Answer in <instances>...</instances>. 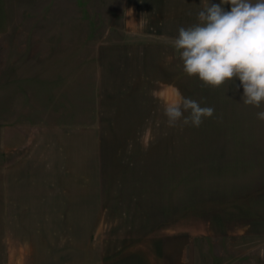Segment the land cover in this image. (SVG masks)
I'll list each match as a JSON object with an SVG mask.
<instances>
[{
    "label": "rangeland",
    "instance_id": "374dc122",
    "mask_svg": "<svg viewBox=\"0 0 264 264\" xmlns=\"http://www.w3.org/2000/svg\"><path fill=\"white\" fill-rule=\"evenodd\" d=\"M135 7L0 0V264L9 249L6 170L48 128L74 134L58 137L56 154L81 173L83 192L96 184L99 251L126 259L142 242L146 253L162 245L157 264H264V235L250 231L248 212L250 184L264 183V139L249 138L263 137L264 121L243 104L242 86L218 93L186 75L180 59L169 62L175 94L161 96L168 85L141 74L151 64L150 53L141 56L153 49L140 42L155 38L138 31ZM177 93L213 116L170 127L165 107ZM10 133L19 137L9 141ZM169 232L177 256L163 246Z\"/></svg>",
    "mask_w": 264,
    "mask_h": 264
},
{
    "label": "crops",
    "instance_id": "0c3cea01",
    "mask_svg": "<svg viewBox=\"0 0 264 264\" xmlns=\"http://www.w3.org/2000/svg\"><path fill=\"white\" fill-rule=\"evenodd\" d=\"M130 1L136 5L137 16L134 23L138 31L155 38L153 43L140 42L145 50L153 49L152 52H143L141 56L145 57L150 53L144 59L151 60L146 68H140L141 74L145 80L152 78L156 82L160 81V84L168 85L169 89H159L161 96L162 92L174 93L177 84L172 78L176 76L172 74V63L169 62L178 61L180 56L172 45L180 27L187 28L199 22L198 13L203 8L204 0ZM220 2L221 0H209L210 4ZM222 7L230 10L231 6ZM158 37L173 41L169 43L171 47L163 48L162 46L167 45L160 44L162 41L157 42L160 40ZM232 84L240 85V81L236 79ZM227 89L228 86L223 91ZM220 91L219 87L218 93ZM238 92L243 94V89ZM239 97L241 100V96ZM251 107L256 111L253 116L257 117V109L264 110V102L260 108ZM251 124H257V121ZM254 133L258 134L257 131ZM260 134L263 137L249 139L263 140L264 133ZM18 135L10 133L7 139L16 140ZM65 135L54 128H48L42 134H32V140L36 144L17 165L6 170L8 212L5 220L9 243L7 264H157V250L158 247L159 250L162 249L161 244H154L156 252L146 253V245L138 243L134 245L137 250L126 254V259L111 258L103 250H98L97 192L93 191L97 189L96 184H89L88 188H84L86 192H83L81 173L74 174V166L67 165L70 161L63 163L56 154L59 136L74 137L71 132ZM25 136L27 138L23 134ZM73 156L74 154L69 155L70 160ZM249 192L250 231L264 235V183L250 184ZM169 233L164 235L163 246L169 253L173 252L177 256L178 235L175 232ZM159 254L162 256L160 252Z\"/></svg>",
    "mask_w": 264,
    "mask_h": 264
},
{
    "label": "clouds",
    "instance_id": "9594fccd",
    "mask_svg": "<svg viewBox=\"0 0 264 264\" xmlns=\"http://www.w3.org/2000/svg\"><path fill=\"white\" fill-rule=\"evenodd\" d=\"M222 5H230V10ZM198 21L180 27L174 39L183 72L212 88L232 84L238 78L243 104L260 108L264 102V0H221L219 4L204 0ZM184 112L189 115L185 117ZM213 114L214 108L201 107L179 93L165 107L170 127L181 118L184 125L199 127ZM257 118L264 121V111H259Z\"/></svg>",
    "mask_w": 264,
    "mask_h": 264
}]
</instances>
